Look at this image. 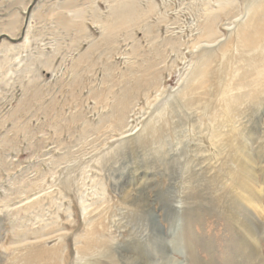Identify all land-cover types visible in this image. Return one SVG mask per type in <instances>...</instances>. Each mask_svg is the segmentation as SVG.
<instances>
[{"label":"rangeland","instance_id":"374dc122","mask_svg":"<svg viewBox=\"0 0 264 264\" xmlns=\"http://www.w3.org/2000/svg\"><path fill=\"white\" fill-rule=\"evenodd\" d=\"M261 29L264 0H0V264H140L156 226L242 264L245 183L264 264Z\"/></svg>","mask_w":264,"mask_h":264},{"label":"bare ground","instance_id":"6f19581e","mask_svg":"<svg viewBox=\"0 0 264 264\" xmlns=\"http://www.w3.org/2000/svg\"><path fill=\"white\" fill-rule=\"evenodd\" d=\"M263 32L264 30L261 29L259 32L256 33V35L254 34V36H251L250 34L245 36L244 46L252 50L257 48L259 46L261 33ZM245 156L250 157V155H245ZM238 166H239V170L241 173L240 175H242L245 178L246 177L249 178L250 168L247 167L244 163L243 164L238 163ZM122 196L125 199V204L127 206L137 205V199L136 197H133V195L131 194V190L129 188L125 189V192H123ZM259 199H260L259 190H256V189L254 190L252 186H249V184L245 183V184H242V186L238 189V192L234 196L232 194V196L228 198V205H226V208H225L226 213L229 214L228 216L229 217L231 216V218H233L235 222H237L238 220L240 229L241 231L243 230L241 233L242 235L239 236L240 238L239 244L241 246L240 248L241 254L239 253V256L240 255L242 256V262H241L242 264H256L257 262L256 261L257 254H258L257 246H256V238L258 237L256 236L257 226L255 228H252L251 220H252V215H256L257 219H258V215L260 217L261 210L258 204ZM239 210H241V212H239ZM240 213L242 214V216H244L243 219L240 218L241 216ZM156 227H154L152 231V235L150 237V240H151L150 242L152 243V250H153L152 252L153 254L150 256V258L151 257L153 258L150 259L148 262L137 261V263H140V264H201L200 262H196L197 259L194 257H191V255H185L187 254V252H185L184 254L183 247L185 250H188V251L192 250V247L190 244L185 242L183 247L182 246L178 247V245L175 243L176 239H175V236H173L174 235L173 233L171 235L173 237L166 239L162 235L161 229L159 227L157 228ZM145 238H146L145 240L149 241V237H145ZM97 240H93V242H90V244L97 245L98 244ZM103 243H101V245H103ZM172 252H176L179 255H185L184 260L178 261L172 255ZM78 253L80 257L77 255L78 260L76 261L77 262L76 264H100L98 260L91 261V260L83 259L84 257L83 250L78 249Z\"/></svg>","mask_w":264,"mask_h":264}]
</instances>
